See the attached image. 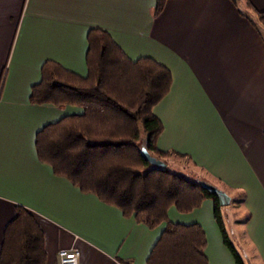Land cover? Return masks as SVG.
Instances as JSON below:
<instances>
[{"label": "crops", "instance_id": "1", "mask_svg": "<svg viewBox=\"0 0 264 264\" xmlns=\"http://www.w3.org/2000/svg\"><path fill=\"white\" fill-rule=\"evenodd\" d=\"M250 2L264 10V0ZM155 5L0 0V247L16 205L27 208L44 233V264H59L62 248L78 249L79 264H145L166 226L124 217L37 157L36 133L82 109L32 104L31 87L47 60L85 76L86 35L98 27L130 59L150 57L170 70V90L153 108L163 126L156 146L172 153L167 165L183 160L229 195L228 208L244 209L233 222L244 226L250 264H264V40L232 0H164L157 14ZM213 207L211 199L188 213L171 207L168 221L203 228L209 264H236Z\"/></svg>", "mask_w": 264, "mask_h": 264}, {"label": "trees", "instance_id": "2", "mask_svg": "<svg viewBox=\"0 0 264 264\" xmlns=\"http://www.w3.org/2000/svg\"><path fill=\"white\" fill-rule=\"evenodd\" d=\"M242 1L245 9L240 0H232L264 40V10L257 9L250 0ZM163 3L156 0V14ZM86 39L85 76L47 60L41 67L40 81L31 87L32 104H67L82 109L81 114L64 116L36 133L38 159L81 192L94 194L118 208L124 217H133L149 228L165 221L145 264H209L203 228L197 223L168 221L171 207L188 213L206 199L213 201V215L223 243L236 264H245L230 241L223 206L201 184L206 181L170 170L167 160L172 153L156 146L163 126L153 108L170 90V70L150 57L130 59L101 28H90ZM3 79L4 72L0 90ZM144 150L166 167L151 165ZM45 261L42 229L27 208L16 205L15 216L3 230L0 264Z\"/></svg>", "mask_w": 264, "mask_h": 264}, {"label": "rangeland", "instance_id": "3", "mask_svg": "<svg viewBox=\"0 0 264 264\" xmlns=\"http://www.w3.org/2000/svg\"><path fill=\"white\" fill-rule=\"evenodd\" d=\"M242 7L243 6V1L240 0ZM245 9V8H244ZM179 159H177L178 161ZM183 163V160H179V163H171L169 162L168 167L170 168V170L175 171V172H180L184 175H186L187 177H189L190 179H204L198 175H196L195 173H192L190 171V168L188 167V165H185ZM202 173V172H200ZM225 206L223 207V213H224V221H225V225L229 234V238L230 241L234 244V246L236 247L238 253L241 255L243 261L245 264H250V255L247 252L248 250L246 249V247H248L249 250H251V244L249 242V240L247 239L245 232H244V226L243 224H237L235 222H233L234 218H238L239 217L243 218L245 216V213L243 212L244 209H240L241 206H235L234 204H230L229 208ZM242 222V221H241ZM235 230H237V234L236 232H234ZM251 252H254L253 250Z\"/></svg>", "mask_w": 264, "mask_h": 264}, {"label": "water", "instance_id": "4", "mask_svg": "<svg viewBox=\"0 0 264 264\" xmlns=\"http://www.w3.org/2000/svg\"><path fill=\"white\" fill-rule=\"evenodd\" d=\"M143 154L145 156V158L149 161V163L153 166L156 167H166V163H164L163 161L149 155L145 150L143 151ZM202 186L205 187L211 194L215 195L221 206H226L230 203V197L229 195H227V193H225L223 190H221L220 188H218L217 186L208 183V182H204L202 181Z\"/></svg>", "mask_w": 264, "mask_h": 264}, {"label": "built area", "instance_id": "5", "mask_svg": "<svg viewBox=\"0 0 264 264\" xmlns=\"http://www.w3.org/2000/svg\"><path fill=\"white\" fill-rule=\"evenodd\" d=\"M58 256L59 264H79V251L76 248H62Z\"/></svg>", "mask_w": 264, "mask_h": 264}]
</instances>
